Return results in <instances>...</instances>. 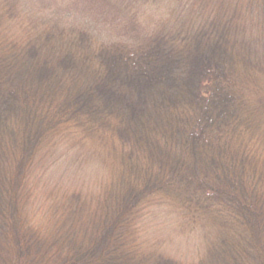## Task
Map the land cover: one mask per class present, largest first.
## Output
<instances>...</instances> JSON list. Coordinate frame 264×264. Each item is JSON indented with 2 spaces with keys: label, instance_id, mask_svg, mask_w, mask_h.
I'll list each match as a JSON object with an SVG mask.
<instances>
[{
  "label": "trees",
  "instance_id": "trees-1",
  "mask_svg": "<svg viewBox=\"0 0 264 264\" xmlns=\"http://www.w3.org/2000/svg\"><path fill=\"white\" fill-rule=\"evenodd\" d=\"M135 1L142 35L103 41L52 0H0V264H264V0ZM62 149L102 179L38 190ZM155 205L194 261L147 237Z\"/></svg>",
  "mask_w": 264,
  "mask_h": 264
},
{
  "label": "rangeland",
  "instance_id": "rangeland-1",
  "mask_svg": "<svg viewBox=\"0 0 264 264\" xmlns=\"http://www.w3.org/2000/svg\"><path fill=\"white\" fill-rule=\"evenodd\" d=\"M76 1L82 4L85 2V0ZM88 1L94 3L90 11H86L90 12L88 15L92 16V18L88 21H86L85 16L83 17V20H78L75 19V17L68 16V14H72L69 6H63V2H67V0H52L48 6L50 7V10H58L60 7H65V12L61 11L59 13L60 15H63V20L72 22L76 21L85 25L91 24L92 26L87 28H90V31L93 34L98 35L96 37L102 39L103 41L119 40V38L120 40L126 41L132 37L134 34L132 32L136 30H139V35H142L146 25L145 20H149V17L147 16L151 9L149 10L148 6L143 5L142 1L86 0V2ZM95 23L96 25H93ZM146 32L150 31L148 30ZM119 35L121 37H118ZM67 154H69L67 149L60 150L55 159L62 155L65 157L60 158L61 161L55 166L58 167L55 170L50 169L47 171L48 163L42 162L39 165L36 170L38 172V190L52 191L60 187L74 189L77 187L83 188V186L86 188H92L96 182L102 179L104 170L102 168H97V166L93 163L94 161L91 158H88L87 153L82 152L81 155L71 153L68 156ZM67 163L72 165L70 168L71 173L62 169V167ZM68 174L71 176L72 183H69V180H67L69 178ZM61 181L67 183H63ZM147 217L150 223L149 228H147V237L152 241V243L157 244L156 247L160 245L159 247L166 250V252L172 255V257H175L183 262L194 261L196 259V255H198V247L195 242H192L194 240L193 238L188 239V235H181L176 231L177 227L174 223V218L176 220L177 218L172 214L171 209L167 210L166 208L155 205L151 208ZM156 236L159 237V244L155 239Z\"/></svg>",
  "mask_w": 264,
  "mask_h": 264
}]
</instances>
